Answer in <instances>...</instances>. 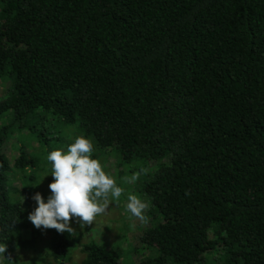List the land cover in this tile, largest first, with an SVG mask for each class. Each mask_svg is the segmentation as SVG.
<instances>
[{
  "label": "trees",
  "instance_id": "trees-1",
  "mask_svg": "<svg viewBox=\"0 0 264 264\" xmlns=\"http://www.w3.org/2000/svg\"><path fill=\"white\" fill-rule=\"evenodd\" d=\"M0 83V264H122L17 199L66 128L140 174V264H264V0H0Z\"/></svg>",
  "mask_w": 264,
  "mask_h": 264
},
{
  "label": "clouds",
  "instance_id": "clouds-1",
  "mask_svg": "<svg viewBox=\"0 0 264 264\" xmlns=\"http://www.w3.org/2000/svg\"><path fill=\"white\" fill-rule=\"evenodd\" d=\"M92 152L90 140L81 136L66 152L55 150L48 155L54 177L49 185L52 195L45 202L41 193H35L32 199L38 207L28 216L37 229H56L61 234L74 235L76 230L70 223L73 217L78 218L81 228L91 225L98 215L106 212L109 196L113 200L120 198L123 189L105 173L100 161L92 158ZM139 175L134 173L128 182L136 181ZM126 207L134 217L147 222L148 203L136 195H129ZM5 251L6 247H0V253Z\"/></svg>",
  "mask_w": 264,
  "mask_h": 264
},
{
  "label": "rangeland",
  "instance_id": "rangeland-1",
  "mask_svg": "<svg viewBox=\"0 0 264 264\" xmlns=\"http://www.w3.org/2000/svg\"><path fill=\"white\" fill-rule=\"evenodd\" d=\"M6 84H8V82H6ZM6 84L0 83V90H3L4 87H6ZM71 130L72 129L69 128L63 129L61 137L65 146L58 150L66 152L68 149L66 144L75 141L76 137L72 135ZM24 135L25 133H22L21 135L19 134L18 136L15 135L4 146L6 155L12 160H14V158L17 156V153L22 148L28 150L27 152L33 154V156H36L35 152L32 149H29V145H25L20 141V139L26 138L22 137ZM19 137L21 138L18 139ZM55 150L57 149H55L51 145V152ZM97 156H100V158H102L103 160L106 159L108 162L104 170L105 173H112L113 168L111 167V165L114 162V159L106 152L98 153ZM97 160H99L102 165V160L98 158ZM39 166L42 169V176H38V178L33 180V182H30L29 179L23 180L20 178V176L13 179L12 181L13 186H15L13 188H16V190L18 191L17 199L19 201H22L23 207L27 212V218L29 214L32 213L36 207H38L37 203L32 199L35 193H41L45 199V202H47V198L52 195L49 189V185L54 182V177L52 176V165L46 167L45 162H42L39 164ZM29 173L30 171L27 170V175ZM109 176L115 179L117 185L121 178L124 184H126V190H123L122 195L118 200H113L112 197L109 196V204L106 212L104 214L98 215L93 224L81 228L80 224L77 223L78 218L73 217L72 221L70 222L71 227L77 230H89L90 232L86 233L85 235L86 241H89L91 239L96 242L104 241L109 248L120 247L122 264H140L141 260L148 254V252L145 250V242H147V240L149 239V233L153 227L152 224L157 218V212L145 198L142 199V196L140 197L137 194L136 189H139L141 183L140 176L136 181L131 183H129L128 180L125 181L123 179L124 177L117 176L115 172L109 174ZM123 182L120 184L121 188H123ZM129 195H136L142 200V202H146L149 204V208L145 211V216L147 218L146 223L140 221L128 211L126 205L128 203ZM28 221L30 220L28 219ZM43 232L44 237H42L41 239H47L48 237L45 233H51V231L40 230V233ZM34 253L30 252L29 255L32 256L34 255ZM221 263L222 260H220V264Z\"/></svg>",
  "mask_w": 264,
  "mask_h": 264
}]
</instances>
